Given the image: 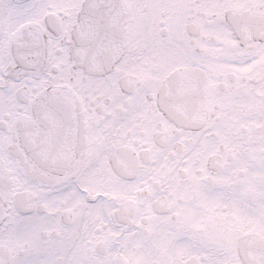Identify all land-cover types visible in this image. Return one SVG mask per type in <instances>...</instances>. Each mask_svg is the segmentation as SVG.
<instances>
[{"label":"snow or ice","instance_id":"1","mask_svg":"<svg viewBox=\"0 0 264 264\" xmlns=\"http://www.w3.org/2000/svg\"><path fill=\"white\" fill-rule=\"evenodd\" d=\"M0 264H264V0H0Z\"/></svg>","mask_w":264,"mask_h":264}]
</instances>
